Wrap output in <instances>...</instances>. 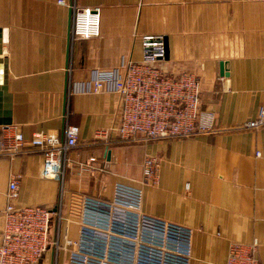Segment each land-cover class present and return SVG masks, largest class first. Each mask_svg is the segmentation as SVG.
I'll use <instances>...</instances> for the list:
<instances>
[{
    "label": "crops",
    "instance_id": "0c3cea01",
    "mask_svg": "<svg viewBox=\"0 0 264 264\" xmlns=\"http://www.w3.org/2000/svg\"><path fill=\"white\" fill-rule=\"evenodd\" d=\"M98 10L100 35L72 39L74 10ZM167 39L169 73L201 80L202 110L228 129L212 136L121 144V98L68 96L96 70L140 62L143 37ZM264 109V3L253 0H0V135L64 138L79 128L63 180L42 177L43 154L0 156L1 214L13 177L17 207H55L50 237L77 242L85 197L111 201L115 186L142 190L145 215L193 231L190 264H227L232 244L257 243L264 264V128L243 130ZM111 153L110 159L107 153ZM260 154V155H258ZM147 158L159 161L144 182ZM95 159V161H91ZM71 247H51L40 264H68Z\"/></svg>",
    "mask_w": 264,
    "mask_h": 264
},
{
    "label": "built area",
    "instance_id": "2783aa9c",
    "mask_svg": "<svg viewBox=\"0 0 264 264\" xmlns=\"http://www.w3.org/2000/svg\"><path fill=\"white\" fill-rule=\"evenodd\" d=\"M264 3V0H253ZM98 10H74L72 39L100 35ZM140 62H122L111 70H96L90 80L70 83L68 96L115 94L121 98L118 139L121 144L159 143L212 136L228 129L217 127L215 116L202 110L201 80L187 72L172 74L165 60V38L143 37ZM243 130L264 128V109ZM78 127L67 126L64 138L37 134L0 135V156L14 158L27 149H39L44 158L42 177L63 180L68 154L79 145ZM260 155V154H258ZM95 161V159H91ZM159 161L147 158L144 182L156 180ZM19 177L9 186L8 205L2 212L0 264H40L53 247L58 253L71 247L68 264H190L193 231L142 212L141 189L117 184L111 201L85 197L77 242L50 237L51 219L63 220L62 200L55 207H17ZM253 245L232 244L227 264H259Z\"/></svg>",
    "mask_w": 264,
    "mask_h": 264
},
{
    "label": "water",
    "instance_id": "95a60500",
    "mask_svg": "<svg viewBox=\"0 0 264 264\" xmlns=\"http://www.w3.org/2000/svg\"><path fill=\"white\" fill-rule=\"evenodd\" d=\"M169 58V47H168V42L167 39L165 38V60H168ZM0 125H4V126H10L12 125V121L11 119L9 120H0ZM108 158L110 159L111 153H107Z\"/></svg>",
    "mask_w": 264,
    "mask_h": 264
}]
</instances>
